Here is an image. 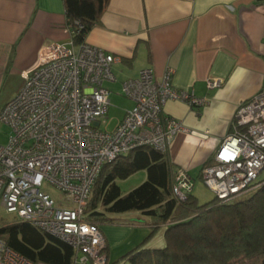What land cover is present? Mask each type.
I'll return each instance as SVG.
<instances>
[{
  "label": "built area",
  "instance_id": "built-area-1",
  "mask_svg": "<svg viewBox=\"0 0 264 264\" xmlns=\"http://www.w3.org/2000/svg\"><path fill=\"white\" fill-rule=\"evenodd\" d=\"M67 28L69 39L39 49L36 64L20 74L22 86L0 109V122L10 131L8 143L0 145V206L15 220L70 245L73 264H105V239L85 212L102 166L139 147L164 153L174 135L186 130L163 114L164 104L179 100L202 106L207 99L176 90L172 68L159 80L152 68H144L121 82L120 93L132 107L107 128L105 83L116 81V58L85 40L76 44L74 30L68 23ZM221 84L207 80L209 89ZM233 128L201 168L205 186L219 199L241 197L257 187L264 169V87L236 110ZM44 185L57 190L60 200ZM191 188V178L177 169L173 195L183 200ZM0 264L37 263L0 237Z\"/></svg>",
  "mask_w": 264,
  "mask_h": 264
},
{
  "label": "crops",
  "instance_id": "crops-1",
  "mask_svg": "<svg viewBox=\"0 0 264 264\" xmlns=\"http://www.w3.org/2000/svg\"><path fill=\"white\" fill-rule=\"evenodd\" d=\"M68 39L63 0H0V91L11 78L22 81L43 45ZM84 40L115 56L116 81L105 85L112 93L144 68H152L157 80L172 68L176 90L207 99L202 106L167 101L162 109L186 128L164 152L172 178L181 169L194 185L233 132L236 110L264 87V0H108ZM209 79L222 84L209 89ZM138 172L145 179L146 171ZM108 217L99 228L111 264L142 243L153 221L139 211ZM165 229L160 226L145 247H164Z\"/></svg>",
  "mask_w": 264,
  "mask_h": 264
},
{
  "label": "trees",
  "instance_id": "trees-1",
  "mask_svg": "<svg viewBox=\"0 0 264 264\" xmlns=\"http://www.w3.org/2000/svg\"><path fill=\"white\" fill-rule=\"evenodd\" d=\"M107 3L108 0H63L76 44L84 40ZM77 25L81 26L78 31ZM140 170L146 171L145 179L122 193L116 180ZM260 173L257 187L241 197L214 196L200 203L192 193L191 179V190L179 200L172 193L173 178L164 153L139 147L102 166L92 186L86 218L98 227L111 221L109 214L129 211H139L152 219L142 243L111 264H264V177ZM199 178L204 184L201 171ZM100 207L103 211L98 210ZM162 225H166L165 246L145 247ZM0 237L37 264L74 263L70 245L27 222L0 221Z\"/></svg>",
  "mask_w": 264,
  "mask_h": 264
},
{
  "label": "rangeland",
  "instance_id": "rangeland-1",
  "mask_svg": "<svg viewBox=\"0 0 264 264\" xmlns=\"http://www.w3.org/2000/svg\"><path fill=\"white\" fill-rule=\"evenodd\" d=\"M19 83H21L19 86L20 88L22 86V81L19 82V79L11 78L6 81L4 87L0 91V109L5 103V102H1V100L3 99L2 101H5V99L13 95ZM109 83L110 82H106L105 83L106 86ZM120 88H121V84L118 90ZM109 100H110V104H109L108 113H107V117H108L107 128H113L118 122L117 120L122 118L123 111L126 108H129L132 105L131 104L132 102L127 97H125L122 93H119V91L117 93L110 92ZM9 135H10V131H9L8 126L0 122V145L1 146H4L8 143ZM142 176H143L142 173L137 172L126 179L116 180V183L118 184L121 192L126 193L127 191L137 186L144 180ZM260 177H264V171L260 173ZM43 190H46L47 192H49L50 195L55 200H60L59 198L60 193L54 188H52L51 186L44 185ZM192 193L194 196L197 197L200 203L208 202L214 197V195L210 192V190L206 186H204L201 180H198V179L196 180ZM98 210L103 211V208L100 207ZM15 219L16 217L14 214L6 212V210L2 206H0V221L12 222Z\"/></svg>",
  "mask_w": 264,
  "mask_h": 264
}]
</instances>
